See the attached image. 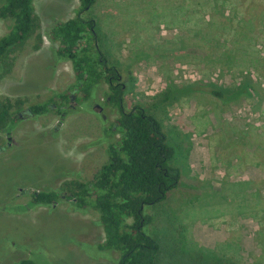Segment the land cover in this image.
<instances>
[{"label": "rangeland", "instance_id": "374dc122", "mask_svg": "<svg viewBox=\"0 0 264 264\" xmlns=\"http://www.w3.org/2000/svg\"><path fill=\"white\" fill-rule=\"evenodd\" d=\"M185 1H96L90 16L97 22L100 49L121 68L129 109L152 102L171 82L229 86L242 69L229 70L218 60V45L208 57V47L181 43L184 35L197 39L178 24ZM249 2L261 3L257 13L264 15V0ZM34 7L33 34L0 71V98L11 101V113L19 117L9 134H1L0 264L28 258L37 264H116V253L99 249L105 239L99 213L91 207L77 210L69 197L76 182L93 180L107 161L103 128L114 123L118 111L108 103L106 82L88 101L79 92L73 96L72 62L56 53L60 44L52 39V28L75 17L80 1L35 0ZM11 25L10 19L0 20V37ZM65 91L73 101L63 110L52 106L45 115L30 113L32 104ZM156 117L181 173L165 202L146 209L161 244L158 264H213L203 255L222 243L215 254L229 251L241 264H256L262 226L254 212L245 215V192L248 183L249 200L264 197V99L223 105L196 91L165 105ZM40 190L58 191L60 202L34 206L32 193ZM184 241L189 247L183 248Z\"/></svg>", "mask_w": 264, "mask_h": 264}, {"label": "trees", "instance_id": "16d2710c", "mask_svg": "<svg viewBox=\"0 0 264 264\" xmlns=\"http://www.w3.org/2000/svg\"><path fill=\"white\" fill-rule=\"evenodd\" d=\"M79 1L76 16L52 28L51 37L60 44L56 53L61 61L72 62L76 79L75 89H72L76 92L72 95L79 92L83 100L88 101L96 88L106 82L109 85L108 103L118 111V117L103 128L107 140L99 139L107 146V161L93 180L76 182L69 199L77 210L85 211L91 207L99 213V223L105 235L99 249L116 253V264H158L161 244L151 232L152 217L146 209L165 202L169 192L179 185L181 173L172 163L175 149L168 143L163 123L156 114L178 97L196 91L210 93L223 105L244 98L264 99L260 79V76L264 78V15L257 13L262 4L249 2L255 0H186L180 7L178 24L183 23L197 39L184 35L181 43L193 41L195 45L208 47L209 51H205L208 57L215 53L212 45H218L217 59L222 60L229 70L238 72L242 69L234 75L232 85L181 87L171 82L152 102L136 104L129 109L126 105L127 85L122 79L121 68L116 62L109 61L100 49L97 22L90 16L97 0ZM34 4L35 0H3L0 5V20H12L9 31L0 37L2 73L9 54L22 46L34 32ZM253 70L258 74L256 79ZM72 101L67 91L55 93L47 101L32 104L29 111L33 116L45 115L53 109L52 106L63 110ZM12 107L11 101L0 98V143L1 134H9L19 119L17 114L11 113ZM66 113L59 111L63 118ZM118 132L119 138L116 137ZM249 186L246 183L245 215L254 212L262 226L256 234L261 253L256 256L255 263L264 264V197L260 201L249 200ZM58 202L60 194L56 190L32 193L31 204L34 206H52ZM182 243L183 248L189 247L187 241ZM222 244L206 249L210 253L202 255L212 259L213 264H241L234 260V255H229V251L223 255L215 254ZM6 264L37 263L28 258Z\"/></svg>", "mask_w": 264, "mask_h": 264}, {"label": "crops", "instance_id": "0c3cea01", "mask_svg": "<svg viewBox=\"0 0 264 264\" xmlns=\"http://www.w3.org/2000/svg\"><path fill=\"white\" fill-rule=\"evenodd\" d=\"M256 243H257V241H256ZM257 245H258V243H257ZM261 250V249H260ZM259 255V254H258ZM257 256V255H256Z\"/></svg>", "mask_w": 264, "mask_h": 264}]
</instances>
